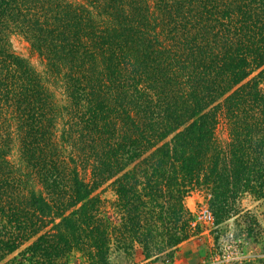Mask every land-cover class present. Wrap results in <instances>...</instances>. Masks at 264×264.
I'll return each instance as SVG.
<instances>
[{
  "label": "trees",
  "instance_id": "obj_1",
  "mask_svg": "<svg viewBox=\"0 0 264 264\" xmlns=\"http://www.w3.org/2000/svg\"><path fill=\"white\" fill-rule=\"evenodd\" d=\"M108 182L148 255L190 237L199 188L221 222L233 197H264V0H0V264L28 244L31 264L88 245L103 260L121 230Z\"/></svg>",
  "mask_w": 264,
  "mask_h": 264
},
{
  "label": "rangeland",
  "instance_id": "obj_2",
  "mask_svg": "<svg viewBox=\"0 0 264 264\" xmlns=\"http://www.w3.org/2000/svg\"><path fill=\"white\" fill-rule=\"evenodd\" d=\"M12 44L14 51L19 56L30 61L39 72L45 71L44 61L31 48L27 41L20 36H15L12 38ZM217 138L222 145L229 142L230 139L228 126L223 119H221L217 129ZM98 194L105 214L104 220L121 229H116L118 231L116 234L119 235L120 240L118 243H115L110 252L103 250L105 256L103 260H100L95 255V252H93V249H90L89 245L86 249L84 247H80V250L73 248L71 254L69 253L71 264H170L174 260L175 249L179 245L188 241H197V239L199 241V237H206V240L212 243L213 253L211 256L216 253L223 255L235 249L237 250L238 257L241 258L242 264L252 261H264V197L262 196L258 197V195L252 192H247L240 194L238 198L233 197L226 207L225 204H222V207L225 209L223 216L226 220L221 222L210 205L211 195L205 189L199 188L185 199V206L188 210L189 207L196 208V210L202 207L208 208L214 215V224L208 226L197 222L196 214L194 213L196 210L193 213L189 210L192 213L193 225L195 227L190 233V237L174 248H167L160 253L151 251V254L148 255L141 244H135L132 240L122 239L124 231L121 226H128L126 224L127 216L123 210V201L117 199L112 183L108 182L104 184L98 191ZM147 200L149 201V198ZM161 203L165 208L161 212L159 210L158 213H161L162 219H165L169 202L166 204L165 202ZM151 205L155 206L152 202L149 208ZM148 212L149 214L151 213V211ZM152 219V215L149 216V219L147 218L144 233L153 232L162 235L166 229L165 220L154 226ZM28 246L29 244L21 246L10 258H18L24 262L23 264H31L28 262L32 260V254L27 250ZM43 254L52 255L48 249Z\"/></svg>",
  "mask_w": 264,
  "mask_h": 264
},
{
  "label": "crops",
  "instance_id": "obj_3",
  "mask_svg": "<svg viewBox=\"0 0 264 264\" xmlns=\"http://www.w3.org/2000/svg\"><path fill=\"white\" fill-rule=\"evenodd\" d=\"M189 210L193 213L196 208L189 207ZM212 253V243L207 241L206 237H199V241L197 239V241H188L179 245L175 249V257L170 264H204ZM245 264H264V261H252Z\"/></svg>",
  "mask_w": 264,
  "mask_h": 264
},
{
  "label": "built area",
  "instance_id": "obj_4",
  "mask_svg": "<svg viewBox=\"0 0 264 264\" xmlns=\"http://www.w3.org/2000/svg\"><path fill=\"white\" fill-rule=\"evenodd\" d=\"M194 213L196 214V220L199 223L211 226L215 222L214 215L206 207L197 209ZM204 264H242V261L237 255V250L233 249L223 255H220L219 253L212 255Z\"/></svg>",
  "mask_w": 264,
  "mask_h": 264
}]
</instances>
